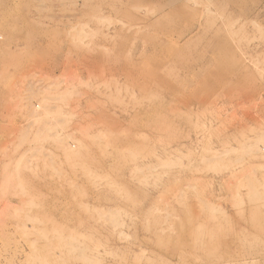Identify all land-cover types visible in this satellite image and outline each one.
Wrapping results in <instances>:
<instances>
[{"label":"rangeland","instance_id":"374dc122","mask_svg":"<svg viewBox=\"0 0 264 264\" xmlns=\"http://www.w3.org/2000/svg\"><path fill=\"white\" fill-rule=\"evenodd\" d=\"M0 264H264V0H0Z\"/></svg>","mask_w":264,"mask_h":264}]
</instances>
